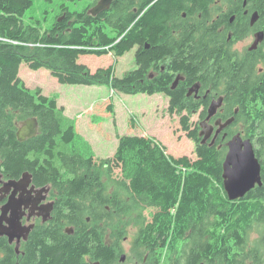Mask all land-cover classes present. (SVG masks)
Instances as JSON below:
<instances>
[{"label": "trees", "instance_id": "obj_1", "mask_svg": "<svg viewBox=\"0 0 264 264\" xmlns=\"http://www.w3.org/2000/svg\"><path fill=\"white\" fill-rule=\"evenodd\" d=\"M152 2L143 0L139 15ZM180 2L161 1L137 21L135 0H116L108 25L103 15L95 19L86 10L71 13L65 7L46 27L26 17L33 0H0V172L5 180L31 174L37 188H51L56 202L52 220L36 221L20 254L16 245L0 238V264L118 259L124 251L116 243L148 209L154 213L137 236L136 258L162 264H264V73L257 76L251 65L232 62L220 43L167 41L166 21ZM133 50L137 69L123 77H117L115 66L93 72L79 62L84 56L119 59ZM23 64L34 71L46 69L65 85L168 97L169 113L181 117L183 130L196 143V159L168 155L153 137L119 136L109 166L98 163L92 145L77 132L76 119L66 115L58 98L30 89L19 77ZM180 75L184 81L172 89ZM196 83L202 92L211 91L208 102L223 94L220 117L235 118L225 130L227 138L222 135L213 147L202 144L200 122H191L200 111L204 120L209 109L208 103L188 97ZM32 118L38 120V135L20 142L21 124ZM238 133L254 143L263 186L231 201L223 163L227 143ZM116 168L120 178L114 175ZM107 238L115 244L107 245Z\"/></svg>", "mask_w": 264, "mask_h": 264}, {"label": "rangeland", "instance_id": "obj_2", "mask_svg": "<svg viewBox=\"0 0 264 264\" xmlns=\"http://www.w3.org/2000/svg\"><path fill=\"white\" fill-rule=\"evenodd\" d=\"M73 2L33 0V7L26 17L43 21L49 27L65 7L71 13L80 10L81 6L76 8L72 5ZM135 55L136 50H133L119 59L113 55L85 56L79 62L87 65L93 72L99 68L115 66L117 77H123L137 69ZM19 77L30 89L40 88L45 95L59 99V106H64L67 115L76 119L77 132L92 145L98 163L105 162L109 165L108 161L113 160L119 136L153 137L166 147L168 155L196 159V143L183 130L181 117L169 113L170 100L164 95L128 96L113 93L108 86L65 85L59 83L50 71H34L27 64L21 66ZM191 122H201L200 115L192 117ZM114 175L120 178L117 168ZM151 211L153 210H147ZM140 228L135 220L127 226V237L130 238L129 241L122 242L126 257H134L131 242L137 237ZM253 238L256 239L257 235ZM107 243L114 245L115 241L109 238Z\"/></svg>", "mask_w": 264, "mask_h": 264}, {"label": "flooded vegetation", "instance_id": "obj_3", "mask_svg": "<svg viewBox=\"0 0 264 264\" xmlns=\"http://www.w3.org/2000/svg\"><path fill=\"white\" fill-rule=\"evenodd\" d=\"M73 6L80 8L77 12L82 13L86 10L87 16L92 18H103L104 22L108 25V18L111 10L114 6L116 0L113 1L110 9L104 13L99 14L94 17L89 14L93 8H95L101 0H73ZM161 1L166 0H153L148 9L154 7ZM169 1V0H167ZM181 5L176 7V10L167 19V41L174 40L180 41H206L220 43L219 48L221 52H228L232 62L239 59L245 64H249L253 67V73L255 72L257 76L264 73V0H179ZM143 0H135L136 7L134 8L135 15H138L137 21L144 17L145 13L148 11L146 9L142 14L139 15ZM164 71V70H163ZM184 81V77L181 75ZM180 81V82H181ZM179 82V83H180ZM264 84V80H261ZM223 83L219 84V89L223 90ZM179 85V84H178ZM199 87L197 91L193 92L192 95H188L189 98H194L197 101H202L210 105L214 100L225 96L223 94L216 93L212 95L210 102L209 96H211L210 90H204L202 92V85L196 83L195 86L190 87L189 92L192 88ZM188 92V93H189ZM208 111V110H207ZM223 113V109L220 110L219 114L211 120L214 124L216 120L222 119L220 115ZM196 115H200L201 111ZM195 115V116H196ZM208 117V112H207ZM207 117L204 119L206 120ZM201 119V122L204 121ZM217 130V128H216ZM216 131L214 132V136ZM221 133L219 138L224 135ZM213 136V137H214ZM51 193V191H50ZM49 193L48 200L46 203H54L55 200L52 199ZM54 211V210H53ZM53 213V212H52ZM154 211L147 212L145 210L139 221V226L148 224L151 220V216ZM40 220L43 223L42 218H35L30 223H35ZM25 224L27 220L25 219ZM141 229V228H140ZM140 232V231H139ZM139 234V233H138ZM138 236V235H137ZM130 237H124L121 242L116 243L121 251L123 250L122 242L129 241ZM188 238V236H187ZM108 239V238H107ZM137 237L133 238L132 253L136 247ZM107 245L108 244L106 241ZM113 245V244H112ZM124 252L119 255L118 259L113 260H101V261H90L87 260V264H162L163 261L155 258H136V257H126L122 258ZM126 256V255H125ZM187 262V261H185ZM198 264H211L208 262H199Z\"/></svg>", "mask_w": 264, "mask_h": 264}, {"label": "water", "instance_id": "obj_4", "mask_svg": "<svg viewBox=\"0 0 264 264\" xmlns=\"http://www.w3.org/2000/svg\"><path fill=\"white\" fill-rule=\"evenodd\" d=\"M114 0H101L99 4L89 11V14L96 17L108 11ZM93 47H99L95 41ZM181 77L176 79L172 89H176ZM199 87L190 90L189 96L197 91ZM225 98L220 97L214 100L208 109V117L200 123V138L202 144L213 147L221 133L231 127L235 118L227 121L218 119L214 124L211 120L215 118L223 108ZM238 113V112H236ZM217 128V130H216ZM216 134L214 136V132ZM39 123L35 118L23 122L18 131L20 142L32 139L38 135ZM214 136V137H213ZM227 138V134L224 135ZM228 153L223 163V180L225 191L231 201L244 199L257 187L263 186L262 164L256 155L254 143L246 139L241 133L233 136L227 143ZM50 187L37 188L33 184L32 175L25 173L20 180H5L0 172V238L6 237L11 245H16L18 254L21 252L22 242H27L35 223H30L35 218H42L43 223L52 220L54 203H46ZM25 219L27 224H25ZM68 229V233H72ZM122 258H126L125 255Z\"/></svg>", "mask_w": 264, "mask_h": 264}, {"label": "crops", "instance_id": "obj_5", "mask_svg": "<svg viewBox=\"0 0 264 264\" xmlns=\"http://www.w3.org/2000/svg\"><path fill=\"white\" fill-rule=\"evenodd\" d=\"M82 58V57H81ZM58 103H59V99H58ZM60 106H62V105H60ZM62 107H64V106H62ZM65 108V107H64ZM65 110H66V108H65ZM66 115H67V110H66ZM68 116V115H67ZM70 117V116H69ZM71 118V117H70Z\"/></svg>", "mask_w": 264, "mask_h": 264}, {"label": "bare ground", "instance_id": "obj_6", "mask_svg": "<svg viewBox=\"0 0 264 264\" xmlns=\"http://www.w3.org/2000/svg\"><path fill=\"white\" fill-rule=\"evenodd\" d=\"M6 179V178H5ZM23 243V242H22Z\"/></svg>", "mask_w": 264, "mask_h": 264}]
</instances>
